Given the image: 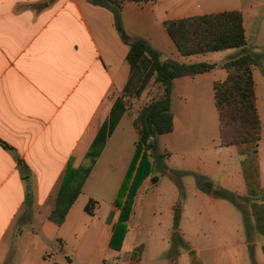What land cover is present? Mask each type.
Here are the masks:
<instances>
[{"label": "crops", "instance_id": "obj_1", "mask_svg": "<svg viewBox=\"0 0 264 264\" xmlns=\"http://www.w3.org/2000/svg\"><path fill=\"white\" fill-rule=\"evenodd\" d=\"M232 10L242 13L248 41V35L253 36L252 25L264 17V0L127 2L121 20L128 36L144 39L163 61L215 64L208 72L172 82L173 130L168 133L166 164L172 197L165 207L167 237L180 196L174 175L184 174L180 184L186 198L175 232L188 248L208 250L189 243L199 238L208 243L209 235L228 241L219 236L215 221L203 224L202 211L210 207L220 218L226 211L233 219V224L222 225L235 234V243L223 246V255L231 254L236 264H264V156L263 160L259 157V142L221 146L219 135L215 140L202 133L207 123L209 127L217 124L219 131L213 85L227 78L223 64L242 51H217L211 62H207V53L182 56L163 24ZM128 51L112 12L87 0H0V141L7 145L0 144V264H74L83 243L91 240L90 256L99 240L102 254L90 264H137L141 260L137 246L123 249L127 231L120 250L109 246L120 214L115 200L138 140L133 125L136 114L126 104L137 81L124 90L130 78ZM257 66L252 76L263 133L264 103L258 98L264 100V75L255 74ZM117 98L126 111L58 225L49 215L67 166L77 169L84 163ZM151 176H156L152 170L134 205L140 195H146L144 184L152 183ZM161 180L158 177L153 184L159 186ZM206 183L211 191L234 194L238 204L207 192ZM96 220L99 235L92 233Z\"/></svg>", "mask_w": 264, "mask_h": 264}, {"label": "trees", "instance_id": "obj_2", "mask_svg": "<svg viewBox=\"0 0 264 264\" xmlns=\"http://www.w3.org/2000/svg\"><path fill=\"white\" fill-rule=\"evenodd\" d=\"M87 1L112 12L114 25L120 39L129 46L126 60L130 67V78L124 90H128L133 85L136 75L140 72L135 97L141 95L151 80L161 88L160 95L145 105L133 121L138 133V140L135 143L134 155L115 200V205L120 208V214L117 224L113 227V234L109 243L110 248L120 250L127 231L126 222L131 215L136 194L152 170L149 157L156 149V139L159 135L168 134L173 130V114L170 107L173 80L208 72L215 68V64L206 62L184 64L172 60L163 61L158 52L152 49L144 39L128 36L121 20L123 5L127 2L146 3L149 0ZM163 24L168 36L182 56L235 48L241 49L240 55L229 58L223 64V68L228 74L227 78L213 85L215 107L219 117V142L221 146L259 142L261 120L256 106L252 76L253 67L257 66L259 61L255 54L244 52L247 40L242 13L236 10L223 11L166 20ZM125 111L122 99L117 98L108 121L100 127L92 141L85 155L84 163L77 169H72L71 165L67 166L56 206L49 215L51 221L58 225L63 222L68 209L80 193L85 179L99 157L107 137L112 133ZM0 144L7 146L1 141ZM150 179L152 183L158 181L157 176H151ZM205 185L207 192H212L217 197L226 198L232 203L238 204L234 194L224 190L211 191V185L209 183ZM123 197L125 200L122 203ZM88 207L85 208L87 212H89ZM180 212L181 207L177 203L174 207V230L178 227ZM176 243L186 247V243L175 232L172 247L176 246Z\"/></svg>", "mask_w": 264, "mask_h": 264}, {"label": "rangeland", "instance_id": "obj_3", "mask_svg": "<svg viewBox=\"0 0 264 264\" xmlns=\"http://www.w3.org/2000/svg\"><path fill=\"white\" fill-rule=\"evenodd\" d=\"M251 30L253 36L248 35L247 45L244 48V52L256 54L260 67L255 68L256 75H264V17L258 19L255 22ZM250 30V31H251ZM249 34V33H248ZM254 44V46H252ZM236 51V50H235ZM241 54V53H240ZM207 62L214 60L218 54L216 52L207 53ZM262 69V71H261ZM140 74L136 75V85L133 87V93L130 99L126 100V104L130 106L133 113H137L152 99L157 98L161 93V88L158 84L151 81L146 85L143 92L139 97H135V91L137 89ZM259 85V83H258ZM259 102L264 103L263 99L258 98ZM263 123H264V111L261 112ZM217 121V118H216ZM203 135L217 140L219 135L217 124L215 127H209L207 123L206 127L202 129ZM259 147V157L263 160L264 156V131L261 133V138L258 143ZM168 151H169V141L168 134L159 135L156 139V149L151 153L150 161L152 163V174L158 177H162L159 186L153 183L145 182L146 195H140L135 202L132 216L128 220L127 234L123 242L124 250H131L133 247H138L142 251L141 260L137 264H236V259L231 255H223V246L232 245L235 242V234H231L228 228H223V224L230 223L233 224V219L230 214L224 211L222 218L217 216L210 207H206L202 211L203 224L211 225L215 221L217 226L216 230L222 239H227L228 241H222L218 237H210L208 243L203 242L202 238L197 239L194 243H189L191 245H196L198 247H207L208 250L195 252L190 250L186 244L183 247L181 244L176 243V246L172 247L173 235L175 230L173 228L172 221V233L170 237H167V227L165 224V207L168 204V198H171V192L166 184V179L168 180V170L166 164L168 163ZM184 174L174 175V180L176 185L180 190V196L178 203L182 206L185 201V194L183 187L180 184L181 178ZM198 186V185H197ZM190 187L196 188V186L190 183ZM232 205V204H231ZM233 207V206H232ZM191 212L188 210V214ZM187 223L190 224L191 221L188 218ZM96 224V225H95ZM93 226L95 227L96 235H99V224L100 222L96 220ZM214 235V234H213ZM92 236V235H91ZM183 240V239H182ZM184 241V240H183ZM93 241H86L83 243L82 249L79 255L74 259V264H90L89 262H95L94 256H101L102 254V244L98 241V247L95 249L94 255H91ZM53 247V246H52ZM90 252V253H88ZM15 260L14 262H16ZM19 264V261L16 262Z\"/></svg>", "mask_w": 264, "mask_h": 264}]
</instances>
